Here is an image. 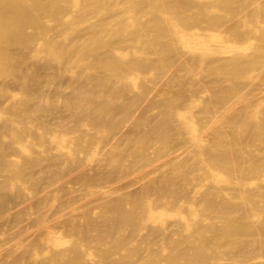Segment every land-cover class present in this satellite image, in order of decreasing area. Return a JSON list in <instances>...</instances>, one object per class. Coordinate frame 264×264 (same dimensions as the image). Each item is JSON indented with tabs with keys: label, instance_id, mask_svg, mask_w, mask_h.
Returning a JSON list of instances; mask_svg holds the SVG:
<instances>
[{
	"label": "bare ground",
	"instance_id": "1",
	"mask_svg": "<svg viewBox=\"0 0 264 264\" xmlns=\"http://www.w3.org/2000/svg\"><path fill=\"white\" fill-rule=\"evenodd\" d=\"M0 264H264V0H0Z\"/></svg>",
	"mask_w": 264,
	"mask_h": 264
}]
</instances>
